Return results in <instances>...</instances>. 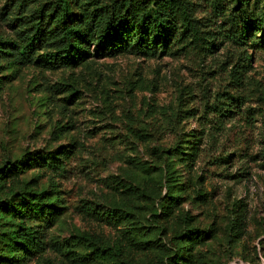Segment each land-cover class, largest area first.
<instances>
[{
	"label": "rangeland",
	"instance_id": "374dc122",
	"mask_svg": "<svg viewBox=\"0 0 264 264\" xmlns=\"http://www.w3.org/2000/svg\"><path fill=\"white\" fill-rule=\"evenodd\" d=\"M15 1L0 0L3 38L16 37L13 19L22 12ZM185 1L208 39L198 47L91 58L69 68L31 63L0 74V165L29 152H58L64 167L21 175L54 192L58 213L51 223L29 221L46 247L19 264H80L51 242L84 232L116 243L131 225L150 244L138 264H155L161 250L174 257L185 246L174 232L185 228L206 233L186 245L188 264H264V35L251 29L246 45L228 39L242 25L238 0ZM39 3L28 0L25 14ZM250 7L264 21V0ZM241 64L238 81L231 71ZM167 163L180 176V198L170 216L157 218L127 187L163 196L158 180L165 182Z\"/></svg>",
	"mask_w": 264,
	"mask_h": 264
},
{
	"label": "trees",
	"instance_id": "16d2710c",
	"mask_svg": "<svg viewBox=\"0 0 264 264\" xmlns=\"http://www.w3.org/2000/svg\"><path fill=\"white\" fill-rule=\"evenodd\" d=\"M27 3L28 0L15 1L14 7L22 12V17L13 19L18 24L16 37L3 38L0 35V74L5 69L31 63L46 69L69 68L91 58L122 53L155 57L171 52L173 47L187 44L198 47L208 40L198 25L191 4L185 0H44V4L39 3L34 12L26 15ZM238 4L242 25L232 29L227 37L246 45L251 29L261 30L264 35V21L255 20L259 10L251 9L250 0H238ZM245 67L244 64L236 65L231 71L232 76L240 81ZM5 77L0 76V79ZM179 153L186 154L184 151ZM59 155L58 152H29L0 165V264L24 263L45 251V234L29 221H55L57 199L54 192L40 184L38 177L24 182L21 175L30 167L63 172ZM167 171L165 182L164 176L158 180L161 188L164 185L167 188L163 196L161 192L154 197V192L146 193L145 187H127L139 201L143 199L157 218L162 214L170 216L172 207L180 198L175 188L180 185V176L169 163ZM150 178L154 181V177L148 180ZM159 197L160 214L155 206ZM174 233L185 246H181L174 257L159 251L155 264H188L184 256L186 245L206 237L205 232L195 228ZM51 245L68 253L75 263L130 264L128 260H131L132 264H138L136 256L150 244L139 227L131 225L122 231L116 243L105 244L93 235L78 232L62 243L51 242ZM80 245L87 246L89 252L79 253L73 249Z\"/></svg>",
	"mask_w": 264,
	"mask_h": 264
}]
</instances>
